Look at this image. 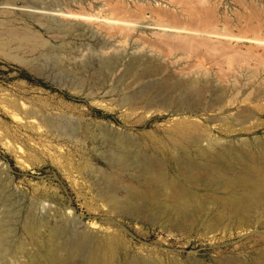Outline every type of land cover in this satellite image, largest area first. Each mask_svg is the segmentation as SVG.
Here are the masks:
<instances>
[{
  "label": "rangeland",
  "instance_id": "obj_1",
  "mask_svg": "<svg viewBox=\"0 0 264 264\" xmlns=\"http://www.w3.org/2000/svg\"><path fill=\"white\" fill-rule=\"evenodd\" d=\"M172 141L263 159L264 0H0L7 264L44 248L65 257L88 232L119 262L224 261L253 229L184 232L110 208L109 180L117 198L138 188L115 154L154 160Z\"/></svg>",
  "mask_w": 264,
  "mask_h": 264
},
{
  "label": "bare ground",
  "instance_id": "obj_2",
  "mask_svg": "<svg viewBox=\"0 0 264 264\" xmlns=\"http://www.w3.org/2000/svg\"><path fill=\"white\" fill-rule=\"evenodd\" d=\"M183 133L184 137H189L185 131ZM172 150H177L179 155L174 157ZM234 150L221 151L212 157L206 152L193 154L186 145L172 141L164 148L161 157L154 160H149L150 156L148 160H145L146 156L143 160H132L134 156L130 150L118 152L114 159L119 163V168L122 170L132 164L138 172L136 178L133 176L138 188L130 187L125 198H117L114 194L118 181L109 180L105 191L110 197V208L113 213L120 212L118 215L136 219L145 216L150 223L184 232H190L193 227L204 229L206 234L253 229V234L247 237L244 234L245 242L243 240L234 247L233 253L226 255V259L218 264H264V230H261L264 229V157L260 159L246 152L245 155H238ZM6 224L0 223V264H7L5 258L12 253L11 228L8 230L11 225ZM28 225L34 230L39 223L30 219ZM92 234H84V241L76 242L71 249L64 248L67 251L65 257L58 256L54 248H44L36 255H29L28 264H76L74 258L81 254L84 264L162 263L132 258L127 254H123L119 262L117 248L112 244L106 245L104 239Z\"/></svg>",
  "mask_w": 264,
  "mask_h": 264
}]
</instances>
